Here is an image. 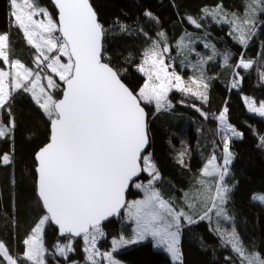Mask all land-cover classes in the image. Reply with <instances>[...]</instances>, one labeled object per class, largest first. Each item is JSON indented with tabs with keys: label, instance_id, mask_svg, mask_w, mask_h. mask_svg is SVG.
Returning a JSON list of instances; mask_svg holds the SVG:
<instances>
[{
	"label": "trees",
	"instance_id": "obj_1",
	"mask_svg": "<svg viewBox=\"0 0 264 264\" xmlns=\"http://www.w3.org/2000/svg\"><path fill=\"white\" fill-rule=\"evenodd\" d=\"M89 1L104 29L102 60L115 69L134 93L145 80L137 65L159 32L168 38L174 59L183 57L175 48L177 41L200 29L203 35L197 41L199 60L205 61L207 57L199 49L202 42L212 43L222 58L227 55L226 60L220 58L205 73L201 67L206 100L173 91L169 106L159 111L153 103L141 101L148 116L149 146L144 155L149 156L159 174L154 185L161 196L174 209L191 217L192 222L183 218L179 264H248L245 257L252 255L264 260V205L253 200L255 193L264 192V116L250 111L246 102L264 104V12L258 16L246 43L240 44L234 39L229 23L211 16L212 9L220 6L225 11L243 13L253 0ZM32 2L56 21L50 0ZM12 12L10 0H0V33L8 37L9 61L35 69L39 63L34 47L27 42ZM241 59L250 61L251 67L237 66ZM197 63L198 68L200 62ZM188 67H192L191 62ZM47 70L41 73L56 79L58 87L52 93L56 100L61 96L62 81ZM182 71L187 76L191 74L187 68ZM196 74L191 76L197 77L199 73ZM225 108L226 118L239 136L225 139L220 136L213 116ZM0 127L6 129V134L0 136V242L17 264H33L24 257V241L46 214L36 193L35 154L49 141L50 118L24 88L12 89L0 108ZM225 143L231 153L224 176L229 189L225 209L231 218L229 226L234 227L245 256H240L215 232L213 224L219 220L210 205L214 180L201 174L210 157H222ZM5 155L9 157L6 164ZM149 178L144 171L131 184L127 200L141 197L143 190L134 184ZM123 214L99 226L105 235L97 249L109 251L119 264H174L166 252L154 248L152 241L126 244L112 251L113 240L131 232V223L125 221ZM41 239L45 250L43 264H93L85 251L91 248V242L84 237H61L49 221L43 225ZM68 245L71 250L64 254L58 251ZM98 260H94L95 264H104L103 258L102 262ZM0 264H5L2 256Z\"/></svg>",
	"mask_w": 264,
	"mask_h": 264
},
{
	"label": "snow or ice",
	"instance_id": "obj_2",
	"mask_svg": "<svg viewBox=\"0 0 264 264\" xmlns=\"http://www.w3.org/2000/svg\"><path fill=\"white\" fill-rule=\"evenodd\" d=\"M10 3L17 26L23 30L27 42L39 53L37 63L49 60L44 49L48 52L56 50L61 56L68 57L66 63H61L60 56H53L47 64L66 84L60 100H53L44 87L39 88V93L43 96L37 94L35 90L39 85V74L30 82L31 87L23 86L20 81L27 80L33 73L19 61L12 62V68L16 69L12 87L19 89L23 86L24 91H31L36 103L51 119L49 142L36 156L39 162L38 196L46 214L33 228V234L24 241L27 245L24 257L33 264H43L45 250L41 233L46 222L58 225L61 234H83L85 241L90 240L94 246L97 235H103L99 227L101 221L126 207L128 217L135 221L136 228L131 239L121 236L120 239L113 240L114 250L151 236L156 239L157 244L167 246L173 259H179L176 246L178 225L180 217L185 216V213L176 212L158 191L151 188L153 181L159 179V174L149 157L141 156L148 143L141 101L154 100L159 111L166 107L165 100L170 87L192 92L191 87H182L181 78L175 73H168L157 45L144 52L143 63L138 67V71L147 77L143 86L135 93L126 87L118 73L101 60L104 29L89 0H55L59 9L58 24L53 22L46 10H37L32 0H10ZM41 13L47 18L46 21L34 18ZM191 22L196 23L194 20ZM55 32L59 35H53ZM160 35L163 36V33ZM239 39L241 43H246L243 30ZM7 41V35H0V58L5 62L9 60L5 51ZM167 50L164 49L165 52ZM241 65L244 68L251 67L250 62L241 61ZM9 75L0 70V108L8 98ZM54 86L57 85L49 77L48 87ZM203 98L207 99L206 96ZM249 110L264 116V104L256 107L254 102H249ZM226 113L225 108L219 116L222 123L226 119ZM228 130L232 135H240L235 129L229 127ZM5 134L6 129L0 127V136ZM230 157L231 153L225 143L224 165L230 163ZM214 161L215 157H212L203 169L205 176H219L215 196L211 198L213 208L216 207L217 199L224 202L225 194L229 191L223 185L227 168L221 171ZM3 162H9L7 155L3 156ZM141 171L152 176L147 186L135 184L137 188L145 189V199L126 205L125 190L133 177L138 176ZM254 199L264 201V197ZM186 218L192 222L191 217ZM173 226L177 227L176 232L171 231ZM231 242L235 251L245 256L234 236ZM66 250H71V246L58 248L61 254ZM85 251L90 252L88 259L93 260L91 249ZM0 255L8 264H17L2 242ZM104 255L110 264H118L112 260L110 253ZM245 259L248 264H264V260L258 255L246 256Z\"/></svg>",
	"mask_w": 264,
	"mask_h": 264
},
{
	"label": "rangeland",
	"instance_id": "obj_3",
	"mask_svg": "<svg viewBox=\"0 0 264 264\" xmlns=\"http://www.w3.org/2000/svg\"><path fill=\"white\" fill-rule=\"evenodd\" d=\"M219 9L222 10V12L225 14L224 17H221L222 14H221V12H220ZM212 12L213 13L211 14V16H213L214 18L220 17V21L221 22L229 23L230 30H231V33H232L234 39H236L240 44H244V43H241L240 42V39H239L240 38V35H241V30H243L244 36H245V40H247V38L249 36V33H250V30L253 28V25L256 22L258 16L262 12H264V0H253L252 2H250V4L248 5V7L245 8V10H244L243 13H236V12L225 11V10L221 9L220 6L212 9ZM49 16L51 17L50 14H49ZM34 18L35 19H38V20H45V21L47 19L46 17H44V15L42 13L40 15L34 17ZM52 20H53L54 23H57L53 18H52ZM192 20L193 19H190V21H192ZM245 21H251V23H245ZM195 24H197V23H195ZM197 28L199 29L201 27L199 26ZM161 33L162 32H159L158 33L156 40L153 42V44L148 49L152 48L153 45H157L158 46V51H160L162 53L163 60H164V64L167 66L168 73H170V74L171 73H175V75H178L181 78V81L183 82L182 83V87H191V89H192V92H185V91L180 90L179 88L170 87L169 91L167 92V96H166V100H165L166 106H169V104L171 102L170 101V98H169V95L173 91H176L178 93H182L184 95H193V96H195L198 99H202L204 97L205 84L206 83L204 82V79L201 78V75H202L201 67L204 68L203 72L204 71L206 72V68L209 69L210 66L215 65L217 63V61L220 60V58H222L220 56V52L213 46L212 43L202 42V43H200L199 49H200V51L203 52V55H206L207 57H206V60L205 61L199 60V58L197 57V55H198L197 50H198L199 43L197 41L203 35V31H201V29H200V30H197V31H194V32H191L190 31L189 34L190 35L193 34L191 37H190V35H188V37L187 36H183L181 39H179L177 41V43L175 44V48H176V50H177L178 53H181L183 55V57H181V59H174L173 54H172V48L170 46V43L168 42V38H166V36H165L164 33H163V36H161L160 35ZM0 35H5V34H1L0 33ZM45 35H47V34H45ZM53 35H56V34L53 33ZM26 40H27V38H26ZM165 48L168 49L166 52L164 51ZM34 50L36 52L35 56L37 57V55H39V53L36 51L35 48H34ZM5 51H6V49H5ZM44 51H45V54L47 56H49V60L48 61H43V63H42L45 66H47V64L51 62V58L53 56H60L61 63H66L67 60H68V57L67 56H61L60 53L58 51H56V50H53L52 52H48L47 49H44ZM143 58H144V56L142 57L141 62L137 65V68L143 63ZM0 59H1L2 63H3L2 66H0V70L6 71V72H8L10 74L9 77H8V80H7V84L9 86L8 87V96H9L10 91L12 89H14L12 87V83H13V78L15 76L16 69L12 68V62H15V61H9L8 60V62H5L3 60V58H0ZM222 59L226 60L227 59V55H225ZM41 60H43L42 57H41ZM241 61H243V60L241 59ZM241 61L240 60L238 61L237 66H240L241 65ZM189 62H191L192 67H188V63ZM197 62H200V66L198 68H197V64H198ZM244 62L248 63L250 61H244ZM35 65H36V68L35 69H28V68L24 67L25 69L30 70L33 73V75L30 76L27 80H21L20 83L23 86L31 87V83L30 82L36 78V75L37 74H39L40 81H39V85H38V87L36 88L35 91L37 92V94L43 96V94H40L39 93V88L40 87H44L45 92L48 95L52 96L53 100H55V98H54V96H53L52 93H53V90L56 87H58V86L48 87V78L51 77L52 80H53V82H54V84L57 85L56 79L53 76L48 75L47 73H41V70H43V71H46V69L49 70L48 67H43L44 66L43 65L42 66L43 68H42L41 67V63L35 64ZM241 67L244 68L242 65H241ZM185 68L189 69L190 72H191V74H193V73H195V74L196 73H199L198 76L197 77L191 76V74L187 76V74H184L183 71H182ZM21 71H23V70H21ZM57 77L59 78V76H57ZM144 77H145V80H144L143 84L147 80V77L145 75H144ZM193 81H195L196 83H193ZM173 83H175V81H173ZM143 84L141 85V87L143 86ZM23 86L21 88H24ZM28 92L33 96V94H32L31 91H28ZM193 93H196V94L194 95ZM144 102L153 103L154 106L156 107V104H155V101L154 100L151 101V102H148V101H144ZM246 102H247V106L249 108V102H254V101H251V100L250 101H247L246 100ZM255 106L256 107H259L260 105L255 104ZM254 113H257V112H254ZM45 114L47 115V113H45ZM220 114L217 115V116H215V115L213 116L214 117V120H215V123L217 125V128H218V131L220 133V136L222 138H224V139L227 138V137H234V136H236V135H232V133L228 130L229 127L231 129H234V128L229 124L227 118L224 120L223 123L220 121V119H219ZM257 114H259V113H257ZM221 155H222V157L220 159H219V156H212V157H215L214 163L222 171L225 167L226 168L228 167V164L229 163L227 165H224L225 149H222ZM144 156H147V155H144ZM147 157H149V156H147ZM212 157H210L203 164V166L201 168V174L202 175H203V169L208 165V161L210 159H212ZM230 160H231V157H230ZM150 162H151V160H150ZM147 174L150 175L148 172H147ZM203 176H205V175H203ZM208 177H210L211 180H214V183H213V188H214V190H213V197H214L215 196V187L219 183V176L218 175H215V176H208ZM150 180H152V176L151 175H150L149 180L144 181V182L143 181L142 182H136L135 184L139 183L141 185L147 186ZM135 184H134V186H135ZM210 185H211V183H210ZM223 185L226 186L225 183H224V180H223ZM151 188L154 189L155 191H158L159 192V190L157 189V187L154 185V181H153V183L151 185ZM140 189L143 190L142 196L141 197H138V198H130L127 201V204L128 203H131L133 201L145 199V196H146L145 189L143 187L140 188ZM254 197H264V192L255 193L253 195V200L258 201V202H260V203H262L264 205V201H262L260 199H254ZM226 198H227V193L225 194V200H224L223 203H221L218 199L215 201L216 207L213 208V212H214V217L216 219H218L219 222H216L215 221V223L213 224V228H214L215 232H217V234L220 236V238L221 237L224 238L226 240L225 243L229 244L230 247L234 251H235V249L233 247V243L231 242L233 236L238 241L239 246L244 250V248H243V246H242V244H241V242L239 240V237H238V235H237L234 227L233 226H229V225H231V218L228 216V213H227V211L225 209ZM210 205L212 207V199L210 201ZM174 210L176 212H180V211H177L176 209H174ZM123 212H124L123 215H124L125 221L127 223H131V224H129L131 226L130 235H126V236H123V237L125 239H131L133 237V235H134V229L136 228V224H135V221L134 220L129 219L128 214H127V208L126 207L124 208V211ZM186 217H187V215L185 214V216H181L180 219H179V225H178V243L176 245L177 248H178V250H179L180 232H181V229H182L183 218H186ZM171 231L176 232L177 231V227L176 226H173V228L171 229ZM42 232H43V230H42ZM101 232L103 233V235H97V238H96V241H95L94 246L91 243V248H89V249H91V252L94 254L93 255V260L100 259L98 261H101V258H103L104 264H110L109 259L104 255L105 253H110V252L109 251H105V250L97 249L98 242L105 235L104 231L101 230ZM32 234H33V231L31 232L30 236ZM41 236H42V233H41ZM144 241H152L154 248L166 252L168 254V256L170 257L172 263L177 264L176 262L179 261L178 259H173L172 254L167 251V246L166 245L157 244L156 239L152 238L151 236L146 237L144 240L138 241V242H144ZM88 243H90V240H89ZM122 246H125V245H122ZM112 247H111L112 248L111 250L113 251L114 250V246L112 245ZM117 248H115V249H117ZM26 251H27V245H26ZM235 252H237V251H235ZM238 254L240 255V253H238ZM89 255H90V252L87 253V257ZM0 256H2V255H0ZM99 257H101V258H99ZM2 258L4 259L5 264H8V261L3 256H2ZM111 258H112V260H114V258L112 257V255H111ZM179 258H180V251H179Z\"/></svg>",
	"mask_w": 264,
	"mask_h": 264
},
{
	"label": "water",
	"instance_id": "obj_4",
	"mask_svg": "<svg viewBox=\"0 0 264 264\" xmlns=\"http://www.w3.org/2000/svg\"><path fill=\"white\" fill-rule=\"evenodd\" d=\"M51 1V3H52V5H53V7H54V9H55V11H56V22H57V24H58V21H59V9H58V7L56 6V3H55V0H50ZM89 3H90V1H89ZM91 4V3H90ZM92 6V5H91ZM92 8H93V6H92ZM93 10H94V8H93ZM95 11V10H94ZM97 20H98V16H97ZM99 22V21H98ZM102 52H103V36H102V39H101V60H102ZM102 62L103 63H106V62H104L103 60H102ZM108 64V63H107ZM109 65V64H108ZM110 67H112L111 65H109ZM113 68V67H112ZM113 70L115 71V69L113 68ZM119 78H120V76H119ZM120 80H121V82L122 83H124L123 81H122V79L120 78ZM125 84V83H124ZM125 86L126 87H128L126 84H125ZM66 88V84L64 83V81H62V92H61V96L58 98V99H56V100H60V99H62L63 98V91H64V89ZM129 88V87H128ZM130 89V88H129ZM141 107H143L144 108V112H145V130H146V135H147V139H148V143H147V145L145 146V148H144V150H143V152L141 153V156L143 157V155L147 152V149H148V146H149V138H148V134H147V120H148V116H147V112H146V109H145V107L141 104ZM50 134H51V119H50ZM49 138H50V135H49ZM49 142V141H48ZM47 142V143H48ZM46 143V144H47ZM45 144V145H46ZM44 145V146H45ZM43 146V147H44ZM43 147H41V148H43ZM40 148V149H41ZM40 149L36 152V154H35V161H36V167H35V171H36V175H37V178H36V193H37V196H38V180H39V173H38V171H37V169H38V167H39V162H38V160L36 159V156H37V153L40 151ZM141 167H143V165H142V161H141ZM144 171H141L139 174H138V176H136V177H133V180L129 183V186H128V188L125 190V193H124V199H125V204H127V193H128V191H129V189H130V186H131V184L132 183H134L141 175H142V173H143ZM38 198H39V200H40V202H41V204H42V201H41V199H40V197L38 196ZM42 207H43V204H42ZM124 208L125 207H123V208H121L120 210H119V212L118 213H116V214H114V215H112V216H110V217H108L106 220H103V221H101V223H100V225L99 226H101V225H103V224H105L106 222H108V221H110L111 219H113V218H116V217H119L120 215H121V213L124 211ZM43 210L45 211V213H46V210L44 209V207H43ZM50 223L52 224V226L53 227H55L56 229H57V231H58V234H59V236H61V237H64V236H71V237H74V238H80V237H83L84 235L83 234H81L80 236H74V235H72V234H69V233H64V234H61V232H60V230H59V226L58 225H56L54 222H51L50 221Z\"/></svg>",
	"mask_w": 264,
	"mask_h": 264
},
{
	"label": "crops",
	"instance_id": "obj_5",
	"mask_svg": "<svg viewBox=\"0 0 264 264\" xmlns=\"http://www.w3.org/2000/svg\"><path fill=\"white\" fill-rule=\"evenodd\" d=\"M179 261H177L176 263L179 264L181 262V257L178 259Z\"/></svg>",
	"mask_w": 264,
	"mask_h": 264
}]
</instances>
